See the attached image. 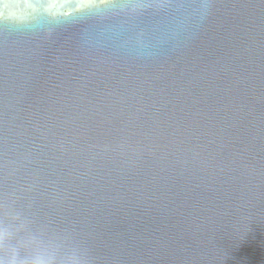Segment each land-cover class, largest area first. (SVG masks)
<instances>
[{
    "label": "water",
    "instance_id": "1",
    "mask_svg": "<svg viewBox=\"0 0 264 264\" xmlns=\"http://www.w3.org/2000/svg\"><path fill=\"white\" fill-rule=\"evenodd\" d=\"M0 264H264V0H0Z\"/></svg>",
    "mask_w": 264,
    "mask_h": 264
}]
</instances>
